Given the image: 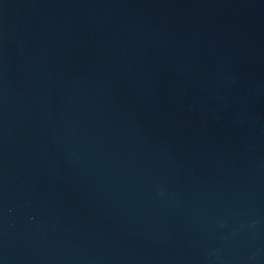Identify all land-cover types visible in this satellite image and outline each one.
I'll return each instance as SVG.
<instances>
[{
	"label": "water",
	"instance_id": "water-1",
	"mask_svg": "<svg viewBox=\"0 0 264 264\" xmlns=\"http://www.w3.org/2000/svg\"><path fill=\"white\" fill-rule=\"evenodd\" d=\"M0 264H264V0H0Z\"/></svg>",
	"mask_w": 264,
	"mask_h": 264
}]
</instances>
